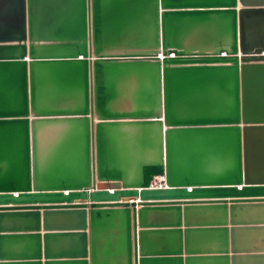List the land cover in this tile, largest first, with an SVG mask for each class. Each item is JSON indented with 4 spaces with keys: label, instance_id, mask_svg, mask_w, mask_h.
I'll return each mask as SVG.
<instances>
[{
    "label": "water",
    "instance_id": "water-1",
    "mask_svg": "<svg viewBox=\"0 0 264 264\" xmlns=\"http://www.w3.org/2000/svg\"><path fill=\"white\" fill-rule=\"evenodd\" d=\"M0 264H264V0H0Z\"/></svg>",
    "mask_w": 264,
    "mask_h": 264
},
{
    "label": "crops",
    "instance_id": "crops-1",
    "mask_svg": "<svg viewBox=\"0 0 264 264\" xmlns=\"http://www.w3.org/2000/svg\"><path fill=\"white\" fill-rule=\"evenodd\" d=\"M58 126L56 125H43L38 133H39V146L40 149L43 151L45 149V147L49 144H52L54 141V138L57 134V130H58ZM130 201H136L138 202L139 199L136 198L135 196H130ZM138 206V205H137Z\"/></svg>",
    "mask_w": 264,
    "mask_h": 264
},
{
    "label": "built area",
    "instance_id": "built-area-1",
    "mask_svg": "<svg viewBox=\"0 0 264 264\" xmlns=\"http://www.w3.org/2000/svg\"><path fill=\"white\" fill-rule=\"evenodd\" d=\"M153 186L162 187L164 186V176H157L154 181H152Z\"/></svg>",
    "mask_w": 264,
    "mask_h": 264
}]
</instances>
